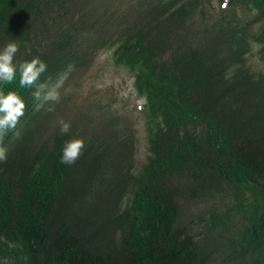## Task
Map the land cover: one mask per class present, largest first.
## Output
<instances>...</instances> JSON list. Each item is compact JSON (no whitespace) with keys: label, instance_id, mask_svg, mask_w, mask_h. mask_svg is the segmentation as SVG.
I'll list each match as a JSON object with an SVG mask.
<instances>
[{"label":"trees","instance_id":"trees-1","mask_svg":"<svg viewBox=\"0 0 264 264\" xmlns=\"http://www.w3.org/2000/svg\"><path fill=\"white\" fill-rule=\"evenodd\" d=\"M77 2L0 0V47L15 40L16 63L39 56L47 64L32 87L21 86L19 74L4 86L26 108L2 140L0 264H214L194 230L202 222L212 231L217 219L191 220L182 204L225 190L239 213L251 210L241 236L230 239L229 259L264 264V74L246 61L257 44L264 68V0H228L210 19L201 0L137 4V22L110 48L146 99L148 156L139 171L133 135L120 119L109 117L96 132L79 121L40 138L47 100L33 92L52 88L79 63L68 34L85 15ZM53 28L50 44L36 51L34 39ZM22 47L30 50L23 58ZM103 109L100 103L97 112ZM74 137L84 149L64 164V143Z\"/></svg>","mask_w":264,"mask_h":264},{"label":"rangeland","instance_id":"rangeland-1","mask_svg":"<svg viewBox=\"0 0 264 264\" xmlns=\"http://www.w3.org/2000/svg\"><path fill=\"white\" fill-rule=\"evenodd\" d=\"M201 1L207 19L215 18L218 11L227 9L224 6L225 0ZM138 3L140 0H78L76 4L78 8H84L82 13L85 15L68 29V34L73 37L71 49L79 63L73 71L57 80L62 81L57 89L59 99L47 100L39 118V123L46 125L45 129H41V140L51 137L57 131L61 132V120L68 121L70 127L80 121L86 127L82 125V129L90 132L102 129L109 117L126 122L133 135L132 166L135 171L141 169L148 156V135L142 109L145 102L136 95L134 75L115 64L110 45L120 31L137 22ZM239 11L236 12L237 16ZM56 31L53 28L49 35H38L33 43L45 47L50 44ZM37 48L36 51L41 50V47ZM250 50L246 55L249 69L264 74L258 57V45L252 44ZM29 51L22 47L19 57L23 58ZM100 103L107 109L97 112ZM211 196L182 204L184 214L191 220L205 219L207 222V218H213L218 221L212 231L206 229L207 224L202 225L200 222L199 228L194 230L196 239L202 243L201 246L204 244L205 248L214 252V264H252L247 257L229 259L232 252L230 239L236 240L241 236L246 227L244 216H249L251 210H246L245 215L237 211V198L232 190Z\"/></svg>","mask_w":264,"mask_h":264},{"label":"clouds","instance_id":"clouds-1","mask_svg":"<svg viewBox=\"0 0 264 264\" xmlns=\"http://www.w3.org/2000/svg\"><path fill=\"white\" fill-rule=\"evenodd\" d=\"M224 6H227V0H225ZM20 45L17 41L11 40L0 47V161H4L8 158V149L4 143H2L4 135L10 129H16L20 118L25 113L26 103L22 96L16 90H4V86L7 83L14 81L19 74V84L21 86L32 87L37 83L39 77L47 69V64L39 56H34L30 60H25L20 63L15 62L16 53L19 50ZM231 74V70L228 75ZM62 81H58L55 86L43 91L46 86L40 84L36 91L33 92V96L37 99L42 97L43 100H58L59 91L57 90L59 84ZM41 104H36V108L39 109ZM70 129V123L68 121L61 120L60 130L67 133ZM14 135H19V131H15ZM84 139L82 137H74L65 141L60 160L64 164H73L82 154L84 149Z\"/></svg>","mask_w":264,"mask_h":264}]
</instances>
